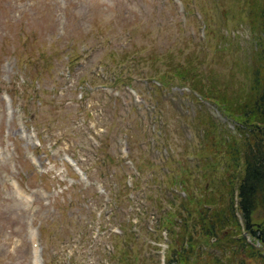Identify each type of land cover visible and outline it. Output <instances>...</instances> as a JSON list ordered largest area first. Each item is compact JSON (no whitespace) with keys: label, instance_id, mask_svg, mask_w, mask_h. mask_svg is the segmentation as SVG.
<instances>
[{"label":"rangeland","instance_id":"374dc122","mask_svg":"<svg viewBox=\"0 0 264 264\" xmlns=\"http://www.w3.org/2000/svg\"><path fill=\"white\" fill-rule=\"evenodd\" d=\"M263 21L264 0H0V264H264L232 229L203 247L194 213L186 249L178 211L225 207L243 165L237 120L184 70L247 110Z\"/></svg>","mask_w":264,"mask_h":264},{"label":"trees","instance_id":"16d2710c","mask_svg":"<svg viewBox=\"0 0 264 264\" xmlns=\"http://www.w3.org/2000/svg\"><path fill=\"white\" fill-rule=\"evenodd\" d=\"M254 5V6H253ZM253 7V8H252ZM253 15V18H257V12L260 13V10L257 8V2L250 6ZM257 25V23H254ZM262 29L257 28L258 31L264 33V21ZM258 26V25H257ZM264 39V38H262ZM264 46V44H262ZM175 72V70H174ZM178 69L176 73H178ZM185 75L183 77V82H190L188 85L193 91L197 92L203 99H213L217 103L222 104L226 109L230 111L233 116L239 120L243 127L251 133V138L248 140V151L245 154L246 157V168L244 177L237 188L238 193V202H237V211L241 213L244 222V230L239 223L237 214L230 208L225 211H216L215 202L211 197H204L197 199L194 196L191 197L192 201L183 202L178 208L180 211V226L182 227V232L186 235V244L188 248H193L194 245L188 242L194 240L193 233H189L188 223L191 220L190 216L192 213L196 216L199 221L200 233L199 238L195 240H204L209 241L208 246L218 248L223 246L224 241H221L223 238H227L224 233L228 229H232L229 232V237H237L239 241H236L239 246L236 244V251L242 253L243 251H249L252 253L253 260L257 262H264V88L261 89L260 94L251 100V107H248L247 110L243 111L244 106L238 105L236 107L228 106V101L219 95V93L214 85L210 87V91L213 90L218 96L208 95L207 86L201 84L200 81H192L191 71L188 69L184 70ZM166 77L157 78V81L166 87ZM170 77H168L169 79ZM217 84V83H215ZM114 86L117 84H113ZM209 91V92H210ZM187 196V194H186ZM186 199V198H185ZM187 200V199H186ZM221 212L225 213L226 218L224 219L221 216ZM178 215V214H176ZM263 220V221H262ZM262 221V222H261ZM173 222V223H172ZM167 226L170 229L175 228L177 225L174 221H171L169 216V222ZM235 229V230H234ZM242 231H245L251 238H253V243H249L246 238L242 235ZM174 235V233H173ZM201 238V239H200ZM220 238V239H219ZM258 242L261 247L256 246ZM182 249V248H181ZM183 250V249H182ZM244 253V252H243ZM169 254V252H168ZM211 257L219 260L218 264H226L222 259L217 256V254L210 255ZM167 264H189V261L183 257L177 249L172 251V254L167 257ZM176 261V262H175Z\"/></svg>","mask_w":264,"mask_h":264}]
</instances>
